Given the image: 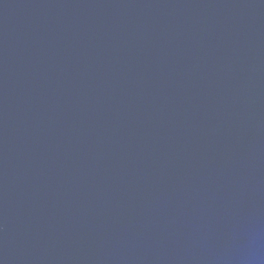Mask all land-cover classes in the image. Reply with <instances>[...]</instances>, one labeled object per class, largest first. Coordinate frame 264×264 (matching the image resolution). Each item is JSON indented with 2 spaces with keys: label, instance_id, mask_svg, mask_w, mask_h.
Segmentation results:
<instances>
[{
  "label": "water",
  "instance_id": "95a60500",
  "mask_svg": "<svg viewBox=\"0 0 264 264\" xmlns=\"http://www.w3.org/2000/svg\"><path fill=\"white\" fill-rule=\"evenodd\" d=\"M0 264H264V0H0Z\"/></svg>",
  "mask_w": 264,
  "mask_h": 264
}]
</instances>
